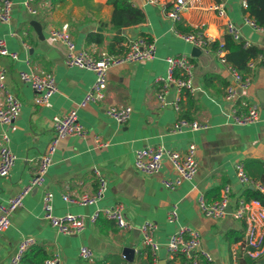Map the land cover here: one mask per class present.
Returning <instances> with one entry per match:
<instances>
[{"label":"crops","instance_id":"crops-1","mask_svg":"<svg viewBox=\"0 0 264 264\" xmlns=\"http://www.w3.org/2000/svg\"><path fill=\"white\" fill-rule=\"evenodd\" d=\"M129 1L142 11V22L126 26L124 11L117 10L108 0H36L35 14L28 11L24 0H12L10 20L0 21V38L5 40L9 51L17 53L16 59L0 55V67L6 69L9 90L22 101L20 114L8 129L9 145L16 161L9 175L0 177V205L28 184L40 155L53 136L54 116H62L76 108L78 120L88 129L84 137H66L59 142L44 184L27 194L22 205L12 212L9 228L0 231V264L9 263L19 239L26 235L34 236L36 245L44 248L48 258L57 257L59 264H140L148 256L138 230L144 221L156 223L155 236L161 244L181 225L197 229L201 237L199 249L207 251L214 264H237L239 259L247 257L240 250L244 221L230 215L204 216L198 209L197 198L203 194L208 201H213L228 185L231 190L229 208H232L239 198H245L248 187L264 192V63L261 61L256 67L251 84L242 91V101L237 105L239 112L246 110L244 103L257 105L259 118L250 124H236L225 99L226 87L231 82L226 68L214 52L201 51L193 56L194 46L174 30L200 29L214 42H225L224 19L213 9L214 4L224 3L227 17L240 30L238 42H248L246 47L257 48L263 55L264 31L255 30L244 22L248 12L241 0H188L181 18L174 23L163 12V7H169L173 0H159L157 4L147 0ZM32 20L40 24L41 36ZM63 24H68L77 48L95 54L123 52L124 44L136 37L153 41L155 54L152 58L110 68L104 101L79 107L95 75L91 70L65 65L64 43L49 34L51 28ZM179 54L190 57L196 92L183 96L181 110L176 111L171 102L162 104L157 99L161 84L155 79L167 74L166 57ZM34 68L53 73L56 81V91L41 106L34 104L31 86L19 75L21 71ZM240 70L246 72V68ZM173 93L170 88V94ZM112 105L132 107L126 123L118 124L106 114V107ZM179 118L209 126L170 132L173 122ZM2 130L0 127V133ZM96 134L108 145L97 147ZM189 142L196 144L198 171L191 181H184L174 189L162 183V179L174 177L169 162L164 161L161 169L151 175L134 167V151L138 148L163 145L182 150ZM238 163L243 164L248 176L262 189L254 184H240L235 169ZM96 169L108 181L102 199L92 205L62 199L64 194L73 197L95 192ZM44 189L53 193L55 215L68 212L84 215L86 223L80 233H60L42 217ZM117 204L122 205L125 219L135 226L133 230L119 229L103 217L96 222L88 219L96 208ZM173 206L178 215L174 221H168ZM130 243L135 249L132 262L121 254L122 248ZM83 245L94 252L92 260L79 256V248ZM199 251L191 257L179 255L169 261L165 248L161 247L158 264L161 260L166 264H209ZM253 262L264 264V255Z\"/></svg>","mask_w":264,"mask_h":264},{"label":"built area","instance_id":"built-area-1","mask_svg":"<svg viewBox=\"0 0 264 264\" xmlns=\"http://www.w3.org/2000/svg\"><path fill=\"white\" fill-rule=\"evenodd\" d=\"M149 3L157 4L159 0H147ZM36 0H24V5L32 14L37 12L34 3ZM188 0H173L169 7L164 6L163 12L172 23L181 18L182 11L186 8ZM244 8L247 6V0H241ZM13 2L12 0H0V21L8 22L11 16ZM213 9L217 15L224 19V26L227 35L231 36L234 41H240L239 28L227 17L224 3H216ZM244 22L255 30L264 31V27L259 26L250 16L244 17ZM185 42L199 48L205 53L214 52L220 63L226 68L230 75V83L226 87L225 99L230 104V116L234 123L246 125L258 120V107L255 104L244 105L246 110L239 112L237 105L242 101V91L246 89L253 79L256 67L264 60V55L259 54L251 58L246 63V72L235 67L226 56L224 42L217 43L215 48L212 47L214 42L212 37L207 35L203 30L193 29L188 32L174 30ZM51 38L64 43L66 53L64 63L67 66H78L91 70L94 75V81L79 101V107L89 103L101 104L105 99L107 88V71L115 66L124 63H133L142 59L152 58L155 54V44L146 37H136L129 39L124 44V50L120 53H109L106 51L97 54L85 49L77 48L69 31L68 24H63L57 28H51L49 32ZM246 47L248 42H243ZM0 55L17 58L16 52L8 50L5 40L0 38ZM167 74L158 76L155 82L161 84V89L157 94V99L162 103H168L167 96L170 94V88H173L172 105L176 111L181 110V100L185 95H193L196 88L192 82V63L189 55L179 54L166 57ZM20 78L22 81L29 83L33 90V102L36 106L44 105L53 93L56 91V81L53 73L43 69H30L21 71ZM6 69L0 67V127L3 129L0 133V177L9 175L15 161L16 155L10 148L9 132L10 125L19 116L22 101L9 90L6 84ZM107 115L112 117L118 124L126 123L132 113L130 105H112L105 109ZM209 125L196 120L179 118L173 122L169 131L172 133L184 132L187 130L205 129ZM54 133L48 142L44 152L40 155L37 166L32 172L28 184L17 194L10 197L6 202L0 205V231L9 228L11 223V214L22 205L24 197L33 189L44 184L47 171L53 163V157L59 142L66 137H84L88 129L78 120L77 109H72L62 116L53 117ZM94 142L97 147H105L107 141L102 139L101 135H94ZM164 161L169 162L173 178H164L162 183L168 189H174L184 181H191L198 171L197 148L194 142H189L185 149L176 150L163 145L141 147L134 151V167L137 171L144 174L157 173ZM238 181L241 185L254 184L258 189L263 187L256 184L247 174L242 163L235 167ZM97 177V188L93 193H82L78 196L62 195V199L67 202L78 203L80 205H92L97 203L104 196L108 181L105 175L99 170H95ZM230 187L225 185L217 199L208 201L203 194L197 198L199 211L207 217L222 218L230 215L232 218L242 220L245 223L243 239L240 243V250L243 256L249 257L256 261L264 255V206L257 199L239 198L237 204L229 208ZM42 217L47 220L49 225L56 228L57 231L66 235H76L80 233L85 226L86 218L84 215L65 213L55 215L53 213V193L44 189L42 195ZM178 212L173 206L168 214L167 220L174 221ZM100 217L112 221L119 229L133 230L135 226L129 223L124 217L123 207L121 204L113 207L96 208L88 219L96 222ZM138 230L141 235L142 246L147 248L151 257V264H158V252L164 247L167 258L172 261L176 256L183 255L191 257L194 252L199 251L200 233L190 225H181L164 243L156 240L157 225L152 221H144ZM37 244L34 236H22L15 252L11 255L8 264H23V258L30 248ZM79 256L86 260H92L94 252L89 247L83 245L79 248ZM199 254L210 264H214L211 255L204 250ZM45 264H59L57 257H49Z\"/></svg>","mask_w":264,"mask_h":264},{"label":"trees","instance_id":"trees-1","mask_svg":"<svg viewBox=\"0 0 264 264\" xmlns=\"http://www.w3.org/2000/svg\"><path fill=\"white\" fill-rule=\"evenodd\" d=\"M108 3L112 4L117 10L124 11L126 26L138 24L142 22L144 18L142 11L133 7L129 0H108ZM245 11L248 12V16L253 18L259 26L264 27V0H247ZM216 46L217 42H213L212 47L215 48ZM224 47L227 51L226 56L228 61L238 69H245L247 61L261 53V50L257 48L245 47L242 42H235L229 35L225 36ZM263 63L264 60L262 61V64ZM245 199H257L264 206V192H261L260 190L248 187L245 191ZM47 258L48 254L44 248L35 245L25 254L23 264H45ZM253 263V260H249L248 257L239 259L237 262V264ZM140 264H151L149 252L147 258Z\"/></svg>","mask_w":264,"mask_h":264},{"label":"water","instance_id":"water-1","mask_svg":"<svg viewBox=\"0 0 264 264\" xmlns=\"http://www.w3.org/2000/svg\"><path fill=\"white\" fill-rule=\"evenodd\" d=\"M32 25L35 28V30L37 31L38 35L41 36L42 32H41V28H40V24L38 23V21L36 20H32ZM119 32H122L121 30ZM125 32V31H124ZM131 33H133V31H131ZM201 50L197 47H193L192 48V55L193 56H198L200 54ZM173 95L172 94H168L167 99L169 102L172 101ZM228 210H230V208H228ZM122 256L125 258V260L132 262L134 259V255H135V249L133 247V244H128L126 246H124L122 248L121 251ZM159 264H166V262L164 260H161L159 262Z\"/></svg>","mask_w":264,"mask_h":264}]
</instances>
